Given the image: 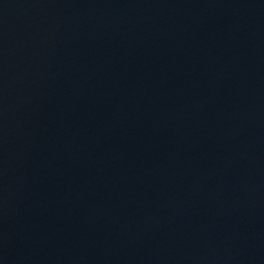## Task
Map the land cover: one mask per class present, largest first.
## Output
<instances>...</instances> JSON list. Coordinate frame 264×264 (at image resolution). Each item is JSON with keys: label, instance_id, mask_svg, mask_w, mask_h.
Instances as JSON below:
<instances>
[{"label": "water", "instance_id": "95a60500", "mask_svg": "<svg viewBox=\"0 0 264 264\" xmlns=\"http://www.w3.org/2000/svg\"><path fill=\"white\" fill-rule=\"evenodd\" d=\"M0 264H264V0H0Z\"/></svg>", "mask_w": 264, "mask_h": 264}]
</instances>
